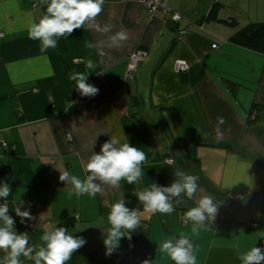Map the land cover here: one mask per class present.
Wrapping results in <instances>:
<instances>
[{
    "label": "crops",
    "instance_id": "crops-1",
    "mask_svg": "<svg viewBox=\"0 0 264 264\" xmlns=\"http://www.w3.org/2000/svg\"><path fill=\"white\" fill-rule=\"evenodd\" d=\"M214 3L220 5L216 19L206 20ZM165 4L168 12L150 16L140 0H105L96 21L111 25L110 33L85 26L42 52L40 42L28 37L30 23L45 11L40 0H0V181L10 186L9 215L17 232L28 233L30 245H41L43 232L54 226L86 241L67 264H173L158 245L180 232L192 240L197 264H241L239 257L251 247H264V55L231 42L249 23L264 22V0ZM175 12L178 22L171 20ZM118 31L127 39L110 46L107 37ZM85 41L102 45L90 50ZM138 50L146 58L130 73V57ZM88 58L95 69H86ZM178 60L188 65L183 73L176 71ZM72 72L89 73L87 82L98 94L81 96L68 79ZM254 104L258 117L249 126ZM217 117L225 121L221 136L213 131ZM112 136L145 152L139 183L121 180L116 188L102 185L94 197L69 198L71 186L59 181L60 173L84 179L81 161ZM197 141L211 146H193ZM231 142L236 151L215 147ZM179 165L199 177L196 195L184 197L171 214L144 212L133 190L169 186ZM203 195L213 198L218 211L193 236L192 223L183 224L182 217ZM120 199L141 210L140 224L125 231L108 255L107 217ZM21 201V210L34 219L20 222L13 208ZM21 262L33 264L24 257Z\"/></svg>",
    "mask_w": 264,
    "mask_h": 264
},
{
    "label": "clouds",
    "instance_id": "clouds-1",
    "mask_svg": "<svg viewBox=\"0 0 264 264\" xmlns=\"http://www.w3.org/2000/svg\"><path fill=\"white\" fill-rule=\"evenodd\" d=\"M105 0H40L45 6L44 13L32 21L28 27V37L40 42L42 52L54 49L60 37H68L75 30L87 26L98 33L107 34L111 32L109 24L100 25L96 18L103 11ZM110 46H119L127 39L124 31L115 32L107 37ZM102 42H84L87 49L101 47ZM101 55L103 53L101 52ZM88 70L95 69L96 63L88 58L84 61ZM89 73L72 72L68 79L75 82V88L81 96L94 97L99 89L87 82ZM218 124L213 129L217 136H221L220 125L224 124L223 117H217ZM147 156L138 147L130 145L127 140L121 142L120 137L112 136L100 146L98 153H94L87 159L81 161L86 173L84 179L72 175L67 170L59 175V181L71 186L68 192L69 198L88 195L94 197L103 192L102 185L119 187L120 181L128 184H138L144 172L142 165ZM174 180L169 186H159L150 183L147 187L141 186L133 190L144 212L171 214L175 205L181 204L184 197L192 199L198 189L199 177L191 175L176 168ZM11 189L8 183L0 181V199L5 202L0 204V251L4 253L0 258V264H22L21 257L32 261L33 264H67L73 254L80 249L86 241L82 237L73 236L65 227H49L40 237L41 245H30L28 233L17 232L15 220L9 215L8 197ZM126 201L120 199L110 206L107 217L110 227L106 229L104 246L106 254L110 255L119 245L125 231L131 233L140 224L141 210L129 209L125 206ZM23 202H16L13 208L20 222L34 219L28 210H21ZM218 211V205L214 203L209 195H203L196 201V206L189 208L183 214V221L192 223L191 234L198 235L200 230L206 226L207 221H214ZM130 239V235H127ZM158 250L166 255L173 264H197L196 249L189 235L180 232L177 237H168L159 245ZM241 264H264V247H251L246 253L239 257ZM142 264H152L145 259Z\"/></svg>",
    "mask_w": 264,
    "mask_h": 264
},
{
    "label": "trees",
    "instance_id": "trees-1",
    "mask_svg": "<svg viewBox=\"0 0 264 264\" xmlns=\"http://www.w3.org/2000/svg\"><path fill=\"white\" fill-rule=\"evenodd\" d=\"M219 6H220L219 3L218 4L214 3L212 5L208 15L205 17V19L206 20H215L216 19V13L218 12V10L220 8ZM172 14L170 15L171 17H172ZM229 24L231 26H235V21H231V22H229ZM231 42L233 44L240 46V47H243V48H246V49L251 50L253 52L264 55V22H251V23H249L247 26L240 29L231 38ZM225 85L228 88L233 87V84H231L227 81H225ZM258 112H259V107L254 104L252 106L251 110L247 114L248 115L247 119H246L247 125L251 126L252 124H254L256 122L257 117H258ZM191 144L192 143H190V142L185 143L186 146H189ZM196 144H204L206 146H211V145H207L205 143H201L200 141L194 142L193 146ZM215 147L218 149L226 150V151H229V150L236 151L238 148V145L234 142H231V143L218 144ZM194 160L196 163V168L199 169L200 168L199 160L198 159H194ZM182 222H183V220H182ZM185 224H187V223H185ZM129 245H131V244H129Z\"/></svg>",
    "mask_w": 264,
    "mask_h": 264
},
{
    "label": "built area",
    "instance_id": "built-area-1",
    "mask_svg": "<svg viewBox=\"0 0 264 264\" xmlns=\"http://www.w3.org/2000/svg\"><path fill=\"white\" fill-rule=\"evenodd\" d=\"M140 1L144 5L146 10L148 11L150 16H152L156 11H161L163 13H166L169 11L166 7L165 0H140ZM171 20L173 22H178L181 20V16L178 13H173ZM146 55H147V53L144 50H138L131 55L130 63H129V72L130 73L132 72V70L136 67V65L139 62L143 61L146 58ZM175 67H176V71L178 73H183L187 70L188 65L185 61L178 60L175 62ZM68 138H70V137L68 136ZM165 163L168 165H171L172 159L171 158L166 159ZM182 223L185 224L184 221ZM129 248L130 249L133 248L132 245H129Z\"/></svg>",
    "mask_w": 264,
    "mask_h": 264
},
{
    "label": "rangeland",
    "instance_id": "rangeland-1",
    "mask_svg": "<svg viewBox=\"0 0 264 264\" xmlns=\"http://www.w3.org/2000/svg\"><path fill=\"white\" fill-rule=\"evenodd\" d=\"M177 159H178V161L180 160L179 156H177ZM179 168L182 169V166L180 167V165H179Z\"/></svg>",
    "mask_w": 264,
    "mask_h": 264
}]
</instances>
